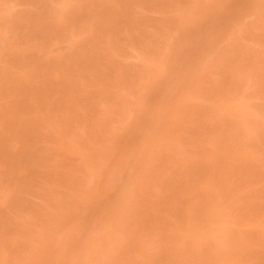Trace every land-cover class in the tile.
<instances>
[{
	"label": "rangeland",
	"instance_id": "rangeland-1",
	"mask_svg": "<svg viewBox=\"0 0 264 264\" xmlns=\"http://www.w3.org/2000/svg\"><path fill=\"white\" fill-rule=\"evenodd\" d=\"M0 264H264V0H0Z\"/></svg>",
	"mask_w": 264,
	"mask_h": 264
}]
</instances>
